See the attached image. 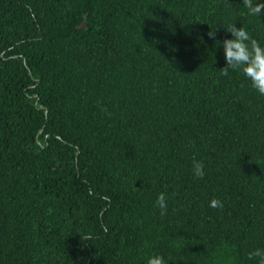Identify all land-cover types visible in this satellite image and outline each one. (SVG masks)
Here are the masks:
<instances>
[{"label":"trees","instance_id":"trees-1","mask_svg":"<svg viewBox=\"0 0 264 264\" xmlns=\"http://www.w3.org/2000/svg\"><path fill=\"white\" fill-rule=\"evenodd\" d=\"M233 24L264 45L243 0H0V264H260L264 96L222 74Z\"/></svg>","mask_w":264,"mask_h":264},{"label":"clouds","instance_id":"clouds-1","mask_svg":"<svg viewBox=\"0 0 264 264\" xmlns=\"http://www.w3.org/2000/svg\"><path fill=\"white\" fill-rule=\"evenodd\" d=\"M247 8V15L261 19L264 17V0H243ZM231 38L222 41L224 59L227 67L223 70V75L228 76V69L242 72L243 76L251 82V87L260 95L264 96V45L254 39L250 31L245 27H236V24L229 25L224 29ZM209 37L216 38V32H210ZM193 174L195 177L205 176V165L200 161L193 162ZM156 206L164 214L168 208L165 194L161 193L156 200ZM209 207L222 208L223 203L219 199H212ZM260 258V264H264V250L256 249L249 253V259ZM147 264H169L163 255H153L148 257Z\"/></svg>","mask_w":264,"mask_h":264}]
</instances>
